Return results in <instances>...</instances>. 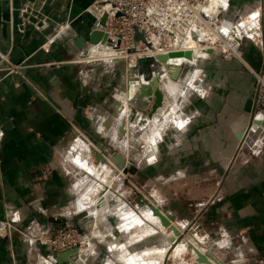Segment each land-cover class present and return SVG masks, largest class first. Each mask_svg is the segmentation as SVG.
Instances as JSON below:
<instances>
[{
  "label": "crops",
  "instance_id": "0c3cea01",
  "mask_svg": "<svg viewBox=\"0 0 264 264\" xmlns=\"http://www.w3.org/2000/svg\"><path fill=\"white\" fill-rule=\"evenodd\" d=\"M92 1L0 0V218L16 211L19 226L79 190V179L73 184L59 163L74 132H104L102 112L113 111L117 102L115 61L87 58L101 44H87V50L74 44L95 24L88 11ZM263 5L229 0L225 19ZM242 47L245 61L196 56L189 71L196 82L174 110L182 125L174 122L173 136L158 143L169 151L158 150L138 168L159 184L169 183V193L156 185L157 195L184 212L178 214L186 217L184 226H203L210 236L206 246L222 264H264V106L256 107L251 70H264V47L250 39ZM79 62L95 63L84 68ZM24 64L26 74L20 72ZM156 66L142 62L138 70L150 80ZM117 128L112 121L107 130L114 144ZM95 170L86 171L98 176L97 165ZM26 250L19 236L0 237V264H27Z\"/></svg>",
  "mask_w": 264,
  "mask_h": 264
},
{
  "label": "rangeland",
  "instance_id": "374dc122",
  "mask_svg": "<svg viewBox=\"0 0 264 264\" xmlns=\"http://www.w3.org/2000/svg\"><path fill=\"white\" fill-rule=\"evenodd\" d=\"M217 1L219 0H212L210 4L207 6L208 10L211 6L212 11H214L215 9L214 6L218 4ZM255 9L256 10L254 12L250 10L239 19L237 18V20H229L228 28L223 24L222 30H228L229 28H234L236 32H240V33L244 32L242 44L243 41L246 39H250L255 43H260L261 40L264 41V5L262 6V8L261 6H257ZM251 16L252 18H250ZM217 18L218 17H216V19ZM213 19L215 20V16ZM238 20L239 22L236 23ZM245 21L247 23H245ZM257 26L258 28L259 27L260 28L258 29ZM209 30L211 31L212 29L210 28ZM256 31L258 32L262 31L263 33L260 34V36L258 37L257 34L254 35ZM247 33L250 36L252 35L253 36L248 37ZM204 35L207 36V34L205 33ZM103 45L104 44L99 45L97 48H95L96 50L93 49L95 53L98 52L97 56L98 54L100 56L94 59L98 61L100 59L107 60L109 57L113 61L118 59L116 58L118 54L115 51L114 53L110 52L115 50L113 46L105 45L107 47L105 48ZM260 46L263 47L261 43ZM99 47H102L100 48L101 50L99 49ZM104 49H106L107 51ZM103 50L105 53L107 52V54H105ZM207 50L209 52L211 51L210 53H212V50H210V48ZM120 51H124L122 57H126L127 52L124 49ZM198 55L205 58L201 52H199L197 56ZM207 57H209V55ZM150 60L151 59H145L142 62H149ZM142 62L141 61L134 62L130 60L129 62L128 60H125V62H123V60H118L117 62H115L116 63L115 79L118 82L115 87L116 89H114V91H116L118 96H117V102L115 103V106H113L114 108L113 111L110 112L108 110L106 112L105 111L102 112L104 113L103 115L105 117L103 119V126L105 127L104 132L99 133L93 130V128L88 127V129H80V131L77 133L74 132L73 137H71L73 139L70 140L68 153L65 154V156L63 157L64 161L62 162L60 161L59 164H60V168H64L66 170L73 184H75L76 181L79 179L78 180L80 185L79 190L73 192V195L69 196V200L65 204H61L59 199H57L58 204L54 203L50 205V207H48L41 214L36 213V215L31 216L33 218L27 222L28 224H25L23 226H19L17 223H14L15 216L16 217L20 216L19 213H17L16 211L9 210L8 211L9 213H6L5 216L0 218V237L14 238L16 236H19L24 242V244L27 245L26 252L31 255V258L28 259L27 264H58L56 258L54 257V252H59L55 247L56 245L55 243L58 242V239L63 238L64 234H67V232L71 233L74 231H76V233L81 234L82 237L81 239H79L81 244L80 246L78 245L79 247L77 248L80 249L85 248V251H82V257H80L77 260V261L82 260V264H146V263L158 264L160 260L159 257L160 252L166 247H168V244L170 245L174 244L173 241L177 239L178 235L176 234V230L173 232L171 228L166 229L165 226L162 224L160 217L154 215V213H153L154 217L159 220L158 223L160 224L154 221L158 224L156 225L153 222V220L151 221V219L145 218L144 215L146 213L145 211L147 209L152 210L151 209L152 205L163 208L166 211L175 214L177 216L176 220L171 221L172 225L175 226L180 232H182L183 238L182 240H180L179 243L184 242V244H187L188 246L187 250L181 251L180 254L179 253L177 254L180 256L175 257L174 255L173 257L171 256L170 258L168 257L167 259H165L164 261L165 264H198L197 263L198 260L195 256L196 246L192 247L193 242L194 245L196 243L199 246L200 250L204 248L206 250L205 251L204 249H202L203 251H205L204 253L211 252L210 247L206 246V242L210 239V236L208 233H205L203 231V226L200 223H196V221L195 222L193 221L190 224L184 226L183 221L186 217L179 216L181 215V213L184 212L174 211L172 210V208L169 207V204H167V203H171L173 205H176V203L162 196L161 197L163 198L164 204L161 203L162 201L160 199L161 197L157 195L154 187H156V185L163 186V188L169 193V183H166L164 185L159 184L160 182L158 181L156 176L146 174V168L145 169L142 168V170L138 168L137 173L134 175L129 173L126 174L123 172V170L118 169V166L121 163V161L117 159L113 160L114 158L113 156L119 153L123 154L127 159V161L130 160L133 165H137V166L139 162L144 163L146 161L154 160L158 150L161 154H163L164 151L166 152L169 151V148L162 147L161 145H158V143L162 141L164 142L169 137L173 136L172 135L174 132L173 130L176 126H178L175 125L174 122L180 124L179 126L182 125V121H179L177 118H175V114H172L174 116L171 115L170 118L169 117L170 115L166 112L163 113L161 117V123L158 124L159 127L157 126L156 130L153 132L152 137H157L156 144H154V146L143 148L146 143V139L144 138V136L146 137L149 134V131L147 134L145 130H142L143 135H140L141 133L138 134L136 140H134L133 144L131 145V147H129L128 150H126V152H124L121 146H117L112 141V138L109 135V131H107L108 126L110 125V123H112V121H115V118L116 119L119 118L118 116L123 110H127L130 112V110L128 108L126 109L125 107L126 105L125 100L127 99L128 95L123 94V90L124 89L126 90L127 88V84L125 83L126 82L125 79L127 78V71L129 68H134L137 70V73L139 75L141 74L144 78H146L147 74L145 75L146 76L145 77L144 73H141L138 70ZM158 62H150L151 65L158 64V67L156 66L154 70L153 69L152 71L149 70L150 71L149 76L151 77V78L149 77L150 80L157 73L159 69H164L163 64L165 63L159 60ZM90 63H95V62H79V66L81 67L83 66L85 68L89 66ZM98 63L105 64L106 62H98ZM179 63L181 64L189 63V65L184 66L185 73L183 76L181 75L184 79L181 78L180 80H173L171 76L165 75L166 79H168L167 81H169V84L171 86L178 85L181 83L182 85H186V86L188 85L189 88L190 87L192 88L197 79V77L195 78L194 76L191 77V72L189 73V71H192L191 69L194 68L193 66L194 62L189 60H183L182 62ZM139 87L140 86H138V88ZM159 87L161 88V83ZM189 93L190 92L188 90V93H186V95L183 96L182 100L180 102L177 101L173 106H175V108L176 106H179L185 98L190 96ZM121 96H124L123 97L125 98L124 102L120 99ZM259 96L264 97V83L258 84L256 80V98L258 99ZM175 100L176 98L174 99V102ZM136 109L138 110V107H136ZM146 109L149 112L150 107H147ZM142 112L145 113L143 110ZM172 118L176 120L173 121ZM122 126L124 127V131H123V135L120 136V128ZM126 126H127V120L124 118V120H122V123L120 122V125L118 126L119 129L117 128V132L119 131V136L121 140L126 135V130H127ZM136 131L140 132V130H136ZM157 135L158 136L160 135L161 137L160 136L158 137ZM79 138H81L82 140H84V142L88 144L87 146L89 147L88 148L89 153L87 155L89 156L90 163L97 165L98 176L92 175L91 173L87 172L84 168L82 169V167L79 166L76 162H73L72 158L74 155L73 153L74 143ZM94 140L103 144L104 146H102V148H99L98 146H96ZM93 147L95 148V150L104 153V155L108 158V161L97 163L96 151H93ZM68 157L70 161L68 160ZM139 157L142 158L139 160ZM74 164L75 166H72ZM117 170H119V172ZM78 171L80 172L81 175L78 173ZM108 173L109 176L111 175L110 177L107 176ZM105 175L107 177H105ZM90 182H94L98 184L99 187L98 192L92 195L89 194V192L92 190L90 186ZM106 182H108L109 184H106ZM83 194H87L88 197L86 200L83 201L82 204L81 196H83ZM66 206H69V208L68 207L65 208ZM138 220H141L146 224L145 225L144 224L141 225V223L136 224ZM7 222H11L12 226H14L15 229L12 230L11 228L10 230L9 226L6 225ZM94 222H95V226L92 227ZM133 222L135 223L134 225H132ZM150 227L154 230H150L151 229ZM192 228L193 230H191ZM146 230L148 232H146ZM76 233L73 236L75 238H78V235ZM51 240L53 242L52 249L50 242Z\"/></svg>",
  "mask_w": 264,
  "mask_h": 264
},
{
  "label": "built area",
  "instance_id": "2783aa9c",
  "mask_svg": "<svg viewBox=\"0 0 264 264\" xmlns=\"http://www.w3.org/2000/svg\"><path fill=\"white\" fill-rule=\"evenodd\" d=\"M211 1L93 0L88 11L94 16L95 23H99L101 18L106 13L108 14L107 27L98 28L109 36L115 37L114 45L120 44V47H123L127 52L126 57H120L114 60L115 62L118 60L125 62L124 58L134 62H142L145 59H151L149 62H158L157 55L184 51L186 43L195 38L204 45L205 49L212 50L207 62L214 54H219L224 59L245 61L242 50L244 33L236 32L234 28L222 30L223 24L227 28L229 24L225 19L228 0H219L218 4L214 6V11L211 8L208 10L207 7ZM255 10L254 8L252 11ZM213 16L218 18L214 20ZM238 22L239 20L236 23ZM209 28L212 29V33L218 34L215 38L210 36ZM204 33L207 36H203ZM262 33V31H256L254 35L257 34L259 37ZM138 34L142 36V39H137ZM247 36L252 37L248 33ZM260 43L264 47V41L261 40ZM132 53H136V55L133 57ZM251 70L257 83H264V70L255 71L252 68ZM263 106L264 97L259 96L258 99L256 98V107ZM6 225L10 230L12 227V230L15 229L11 222H7ZM74 232L76 233V231ZM74 232H67L55 243L59 253L80 246L81 234L76 233L78 238H75ZM50 242L52 249L53 242L52 240Z\"/></svg>",
  "mask_w": 264,
  "mask_h": 264
},
{
  "label": "bare ground",
  "instance_id": "6f19581e",
  "mask_svg": "<svg viewBox=\"0 0 264 264\" xmlns=\"http://www.w3.org/2000/svg\"><path fill=\"white\" fill-rule=\"evenodd\" d=\"M216 2V1H215ZM219 2V1H217ZM212 5V4H211ZM210 8H212L210 6ZM106 16V20H105V24L101 27H106L108 24H107V20H108V14L106 13L102 18L101 20H103V18ZM214 18V16H213ZM259 18V17H258ZM257 18V19H258ZM216 19V17H215ZM260 19V18H259ZM100 20V21H101ZM256 20V19H255ZM99 21V22H100ZM258 22V21H257ZM245 23H247L245 21ZM258 24V23H257ZM244 25V23H243ZM245 27V26H244ZM252 27V26H251ZM255 27V26H254ZM238 28V27H237ZM240 28V27H239ZM242 28V27H241ZM210 29V28H209ZM236 29V28H235ZM206 30V29H205ZM239 30V29H238ZM212 31V30H211ZM246 32V31H245ZM244 33V32H243ZM217 34H214V33H210V36L212 38H215ZM203 36H205L203 34ZM253 36V35H252ZM111 39L113 42H106V43H103L102 41L96 43L95 45H98V44H104L103 46L105 48H107L105 45H108V46H113L115 48V50L113 51H110L112 53H114V51L118 54L116 56V58H119L120 56L122 57V55L124 54V51H120L123 49V47H120V44H118L117 46L114 45V43L116 42V39L115 37L111 36ZM102 46V47H103ZM102 47H99L102 48ZM97 48V47H96ZM111 49V48H110ZM185 49L184 51H190V55L189 56H186V55H181V56H168V58L166 59L167 62L163 61L165 64L164 65V69H159L157 71L158 73V77H159V80L161 82V88L159 87V90L162 92V99H161V103L158 104L155 108H154V104H155V99H156V88L155 87H152L151 85H149V80L147 78H142V75L138 74L134 68H129L128 71H127V78L125 79L126 80V84H127V88L126 90L124 89H121L123 90V94H127L128 97L127 99L125 100V98H123L124 96H121V100L124 102V100L127 102H125V107L126 109L128 108L130 110L127 111V110H123L120 115L118 116L119 118L116 119L115 118V122L117 124V126L120 125V122L122 123V120H124V118L127 120V130H126V135L124 136V138L121 140L120 139V136L123 135V131H124V127L122 126L120 128V136H119V131L113 133V136L116 137L118 139V143L116 144L117 146H121L124 150V152H126V150L129 149V147H131V145L133 144L134 140H136L137 136L139 133H141L140 135H143V131L142 130H145L146 133L148 134V131H149V135L148 136H144V138L146 139V143H145V147H152L154 146V144H156V138L157 137H152L153 135V132L156 130L158 124L161 123V117L163 115V113H168L167 115L171 118V115L174 114V109H175V106H173L177 101L180 102L183 98L184 95H186V93H188V90L191 89V87L189 88V86L187 85H182L181 83L178 84V85H170L169 84V81H167L168 79H166V76L165 75H169L171 76V72H172V68L174 66H177V65H181V63L179 62H182L183 60H189V61H192V62H195V59H196V56H197V53L201 52L204 56H208L210 54V52L204 48V45L198 41L196 38L195 39H190V41L188 43H186V46H185ZM209 49V48H208ZM96 50V49H95ZM101 50V49H100ZM106 50V49H104ZM103 50V52H104ZM211 50V49H210ZM107 51V50H106ZM101 52V51H100ZM173 52H178V51H173ZM97 53H95V51L92 50V52L87 56V52L84 54V57L87 56L88 59H92V58H96L99 56H97ZM105 53V52H104ZM172 53V52H171ZM107 54V52L105 53ZM104 54V55H105ZM112 55V54H111ZM110 55V56H111ZM126 55V54H125ZM136 55V53H132V56L134 57ZM163 55V54H162ZM168 55V54H167ZM113 56V55H112ZM159 56V55H157ZM83 57V58H84ZM100 57V56H99ZM103 57V56H102ZM104 58V57H103ZM110 58V57H109ZM126 60V59H125ZM131 61V60H130ZM129 62V60H128ZM162 62V61H161ZM133 63V62H132ZM130 66H133V65H130ZM135 66V65H134ZM184 70V68H183ZM125 84V85H126ZM145 84H148V85H145ZM192 85V84H191ZM136 86V87H135ZM138 86H140L138 88ZM143 86H145L146 88L142 90ZM160 86V85H159ZM139 90V91H138ZM179 90V91H178ZM125 91V93H124ZM138 93H135L137 92ZM140 92V93H139ZM142 92V93H141ZM151 92L150 94H146V93H149ZM174 96V97H173ZM176 98L175 102H174V99ZM119 99V98H118ZM169 102V103H168ZM140 104L141 106H143V108L145 106L147 107H150V110L149 112L147 111L146 108H141L140 110V107L141 106H136L137 104ZM153 103V104H152ZM150 105V106H148ZM152 105V106H151ZM136 107H138V110L136 109ZM142 110L145 112L143 113ZM128 112V113H127ZM174 116V115H172ZM168 117V118H169ZM114 119V118H113ZM173 121H175L176 119L172 118ZM111 120V119H110ZM145 121V122H143ZM170 121V120H169ZM171 121V122H173ZM178 121V120H177ZM108 122V121H107ZM129 122H131V124H129ZM170 122V123H171ZM179 122V121H178ZM144 124V125H143ZM159 127V126H158ZM143 128V129H142ZM162 128V127H161ZM119 129V128H118ZM159 129V128H158ZM157 129V130H158ZM108 130H110V125L108 126ZM136 130H140V132H137ZM158 136V135H157ZM160 136V135H159ZM158 136V137H159ZM161 137V136H160ZM150 138V139H149ZM96 146H98L99 148H102V145H98L96 143ZM89 147L83 142V140H79L75 146V152H74V155L76 156V162H79V164L81 166H83V168H85L86 170H89L90 172H95V165L90 163L88 161V158L89 156L87 155L89 153ZM94 151V150H93ZM152 151V149H151ZM154 152V150H153ZM147 153V152H145ZM104 155V153H103ZM105 156V155H104ZM113 160H115L113 158ZM108 161V158L105 156L104 159H98L96 162L97 163H100V162H107ZM129 162V161H127ZM107 173V172H106ZM105 173V174H106ZM109 176V173L108 175ZM105 175V177H107ZM111 176V175H110ZM109 176V177H110ZM103 177V176H101ZM105 179V178H104ZM110 179V178H109ZM108 179V180H109ZM112 179V177H111ZM110 179V180H111ZM107 180V178H106ZM112 183V182H111ZM106 184H109L108 182H106ZM101 188V187H100ZM91 191L89 192L90 195L98 192L99 190V187L98 186H92L91 185ZM88 197L87 194H84L83 196V199H82V202L84 200H86ZM92 201V200H91ZM90 201V202H91ZM89 202V203H90ZM83 204V203H82ZM148 208V207H146ZM145 216L147 219H151V221L153 220L156 221L157 223L159 222L158 219H156L153 215V212L152 210L150 209H147L146 210V213H145ZM154 222L156 225L160 224V223H156ZM141 225H145L146 223L142 222L141 220H139V223ZM135 223L133 222L132 225H134ZM140 226V225H138ZM137 226V227H138ZM133 227V226H132ZM147 227H148V224H147ZM151 228V227H150ZM13 229V227H12ZM143 229V228H142ZM145 230V229H144ZM143 230V231H144ZM149 230V229H148ZM150 230H154V229H150ZM176 230V229H175ZM145 232V231H144ZM146 232H148L146 230ZM180 233V231L177 229L176 230V234L178 235ZM143 234V233H142ZM175 241V240H174ZM173 241V242H174ZM190 241V240H189ZM180 241L176 242L175 245L172 246V244H168V247H164L165 249H163L161 252H160V260L158 262V264H165L164 261L165 259H167L168 257L170 258L171 256L173 257L175 255L176 256H180V255H177L178 253L180 254L181 251H185L187 250V244H184V242H181L179 243ZM179 243V244H178ZM170 245V247H169ZM196 246L195 248V251L196 249L197 250H200L199 246L195 243L194 245V242H193V246L194 247ZM163 248V247H162ZM158 249V248H157ZM204 249V248H202ZM201 249V250H202ZM76 252L72 255H69L68 256V259H71L72 261L75 259V258H80L82 257V251H85V248H75L74 249ZM200 250V251H201ZM205 250V249H204ZM206 251V250H205ZM205 251H201V252H205ZM150 252V251H149ZM156 253V252H155ZM184 253V252H183ZM150 254V253H148ZM206 254V253H205ZM133 256V255H132ZM141 256V255H140ZM151 256V255H150ZM195 256L197 258V255H196V252H195ZM139 257V256H138ZM217 260H219L216 256H214ZM134 258V257H133ZM155 259V258H154ZM211 260V263H206V262H197L198 264H218L214 258H209ZM137 260V258H136ZM69 262V260H67ZM148 261V260H147ZM75 262L77 264H82V260L81 261H76ZM152 262V261H151ZM220 262V261H219ZM147 264V263H146Z\"/></svg>",
  "mask_w": 264,
  "mask_h": 264
},
{
  "label": "water",
  "instance_id": "95a60500",
  "mask_svg": "<svg viewBox=\"0 0 264 264\" xmlns=\"http://www.w3.org/2000/svg\"><path fill=\"white\" fill-rule=\"evenodd\" d=\"M105 20H106V16L103 18V20H101L99 23H95L90 31V34L87 36V37H82V36H78V38H75V41H74V44H76V46L80 49H83L85 45H87L88 43L90 44H96L100 41H102L103 43H106V42H113L112 39H111V36H109L107 33H105L104 31L100 30L98 27H101L105 24ZM137 39H142V36L140 34L137 35ZM211 52V51H210ZM191 53L190 51H178V52H172V53H169L168 55H159V56H156V59L159 60V61H165L167 62V58L168 56H181V55H186V56H189ZM185 65H189V63H185V64H181V65H177V66H174L172 68V72H171V78L173 80H180L181 79V75H182V72H183V68ZM20 72L22 74H26L27 72V69H26V65L24 64L21 68H20ZM19 73V72H17ZM19 75H21L19 73ZM149 85H151L152 87H155L156 88V99H155V104L153 105L154 108L161 103V99H162V92L159 90V85H160V80H159V77H158V74L156 73L151 80H149ZM145 85H148V84H145ZM146 87L143 86L142 90L145 89ZM139 91V90H138ZM138 91L136 93H138ZM140 93V92H139ZM142 93V92H141ZM151 92L149 93H146V94H150ZM139 106H141L139 103L137 104ZM147 108V106H145ZM144 107V108H145ZM140 108H143V106H141ZM143 108V109H144ZM145 122V121H143ZM131 123V122H129ZM95 143H97L98 145H102L104 146L103 144L97 142L94 140ZM242 146V145H241ZM241 146L239 147V149L241 148ZM93 150L96 151V161L98 159H104L105 156L103 155L102 152L100 151H97L95 150V148L93 147ZM107 152V151H106ZM114 159H117V160H120L121 163L119 164L118 166V169H121L123 170L124 173H129V174H136L137 171H138V166L137 165H133L132 162H128L127 164V159L125 158V156L121 153L119 154H116L115 156H113ZM127 164V165H126ZM119 172V170H117ZM121 182H122V179H121ZM151 209L154 213V215L156 216H159L160 217V220L162 222V224L165 226L166 229L168 228H171L173 230V232L175 231V229L177 230V228L175 226L172 225V220H176L177 216L175 214H172L168 211H166L165 209L163 208H160V207H157V206H151ZM193 230V228L191 229ZM182 232H180L177 236V239L173 242L174 244L180 240H182ZM171 247H173V245ZM75 249V248H74ZM74 249H71V250H68L66 252H63V253H59V252H54V257L56 258L57 260V263L58 264H74L75 260L77 261L78 259L75 258L73 260V262H68V256L69 255H72L74 254L76 251ZM196 254H197V260L199 262H206V263H211V260L208 258V256L210 258H214L215 261L218 263V264H222L221 262H219V260H217L213 254L211 252H207L206 254L201 252L200 250H197L196 249Z\"/></svg>",
  "mask_w": 264,
  "mask_h": 264
}]
</instances>
